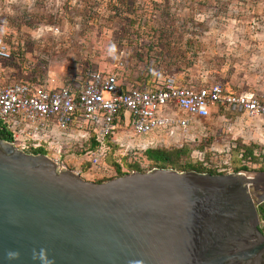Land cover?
Returning a JSON list of instances; mask_svg holds the SVG:
<instances>
[{
  "label": "rangeland",
  "instance_id": "rangeland-1",
  "mask_svg": "<svg viewBox=\"0 0 264 264\" xmlns=\"http://www.w3.org/2000/svg\"><path fill=\"white\" fill-rule=\"evenodd\" d=\"M0 42L7 52L0 82L58 88L108 71L132 86L171 77L233 93L264 91V0H0ZM66 134L57 139V164L86 181L147 171L153 162L145 151L157 149L171 153L176 171L245 174L255 200L264 189V116L219 109L184 133L117 132L120 144L105 159L113 173L105 176L78 153V133Z\"/></svg>",
  "mask_w": 264,
  "mask_h": 264
},
{
  "label": "water",
  "instance_id": "water-1",
  "mask_svg": "<svg viewBox=\"0 0 264 264\" xmlns=\"http://www.w3.org/2000/svg\"><path fill=\"white\" fill-rule=\"evenodd\" d=\"M252 181L153 167L91 182L0 138V264H264Z\"/></svg>",
  "mask_w": 264,
  "mask_h": 264
},
{
  "label": "built area",
  "instance_id": "built-area-1",
  "mask_svg": "<svg viewBox=\"0 0 264 264\" xmlns=\"http://www.w3.org/2000/svg\"><path fill=\"white\" fill-rule=\"evenodd\" d=\"M0 42V58H6ZM219 109L248 117L264 116L262 93H233L219 83L189 86L163 77L152 86L124 83L108 71H91L79 83L49 88L30 81L0 82V126L21 151L42 150L57 162L59 136L77 132L82 148L90 139L93 147L84 151L88 163L113 173L105 159L117 132L133 135L184 133L190 122L205 119ZM183 113L180 115L179 113Z\"/></svg>",
  "mask_w": 264,
  "mask_h": 264
},
{
  "label": "trees",
  "instance_id": "trees-1",
  "mask_svg": "<svg viewBox=\"0 0 264 264\" xmlns=\"http://www.w3.org/2000/svg\"><path fill=\"white\" fill-rule=\"evenodd\" d=\"M0 138L6 141H12L10 133L2 126H0ZM84 146V147H83ZM82 148L77 149L78 153H84V151L88 148L93 147V141L90 139L88 142H85L83 144ZM117 147L114 144L110 143V152L114 150V148ZM31 153L33 154H44L45 152L42 150H32ZM108 154V155H109ZM107 155V156H108ZM146 157L153 162L152 167H160V168H167V167H173V159L171 158V153L163 150H157V149H147L145 151ZM124 155H122L119 159H123ZM117 169V168H116ZM188 170H194L192 168H187ZM241 170H245V167H241ZM199 172L198 170H195ZM123 173H119L120 176ZM257 213L259 215V219L264 223V203H261L257 206ZM260 232L264 235V225L259 228ZM264 259V256H263Z\"/></svg>",
  "mask_w": 264,
  "mask_h": 264
},
{
  "label": "crops",
  "instance_id": "crops-1",
  "mask_svg": "<svg viewBox=\"0 0 264 264\" xmlns=\"http://www.w3.org/2000/svg\"><path fill=\"white\" fill-rule=\"evenodd\" d=\"M124 83H127V82H125V81H123ZM127 84H129V83H127Z\"/></svg>",
  "mask_w": 264,
  "mask_h": 264
},
{
  "label": "flooded vegetation",
  "instance_id": "flooded-vegetation-1",
  "mask_svg": "<svg viewBox=\"0 0 264 264\" xmlns=\"http://www.w3.org/2000/svg\"><path fill=\"white\" fill-rule=\"evenodd\" d=\"M262 190H264V189H262Z\"/></svg>",
  "mask_w": 264,
  "mask_h": 264
}]
</instances>
